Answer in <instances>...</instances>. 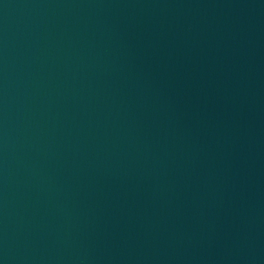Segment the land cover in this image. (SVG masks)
Instances as JSON below:
<instances>
[{"label": "water", "instance_id": "95a60500", "mask_svg": "<svg viewBox=\"0 0 264 264\" xmlns=\"http://www.w3.org/2000/svg\"><path fill=\"white\" fill-rule=\"evenodd\" d=\"M0 264H264V0H0Z\"/></svg>", "mask_w": 264, "mask_h": 264}]
</instances>
